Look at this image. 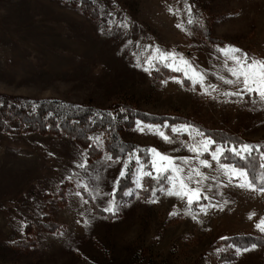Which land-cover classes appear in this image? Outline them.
<instances>
[{"label": "rangeland", "instance_id": "obj_1", "mask_svg": "<svg viewBox=\"0 0 264 264\" xmlns=\"http://www.w3.org/2000/svg\"><path fill=\"white\" fill-rule=\"evenodd\" d=\"M92 1L104 21L83 15L78 0H0V95L99 109L126 104L264 142V100L218 78L235 80L217 51L231 45L264 59V0ZM210 16L215 17L211 36L225 44L210 45L195 34L194 26ZM190 18L193 24L187 23ZM146 46L183 56L204 75V86L188 78L191 73L186 75L179 60L180 71L157 62L146 72L143 61L152 54ZM161 68L189 80L191 88L181 77L154 80L152 72ZM192 124H186L192 126L190 134L171 131L184 124L159 125L168 142L145 123L122 137L172 157L185 176L193 169L187 183L200 189V198L189 204L186 196L169 195L168 183L152 199L134 195L125 203L115 201L112 217L94 214L82 191L104 211L129 157L113 162L103 154L80 168L87 153L69 138L0 132V264H264V245L237 254V248L221 243L240 235L264 241L256 227L264 218V192L249 189L243 178H230L207 152L199 158L208 159L209 166L199 165L188 147L201 139ZM97 136L102 138L90 135ZM91 141L102 147L103 142ZM148 153L151 166L154 154ZM140 166L127 192L138 190ZM151 172L159 175L152 167ZM97 186L99 193L92 190ZM49 226L53 231L45 229ZM225 253L235 259L221 261Z\"/></svg>", "mask_w": 264, "mask_h": 264}, {"label": "trees", "instance_id": "obj_2", "mask_svg": "<svg viewBox=\"0 0 264 264\" xmlns=\"http://www.w3.org/2000/svg\"><path fill=\"white\" fill-rule=\"evenodd\" d=\"M80 12L93 21H104L100 15L97 5L92 0H78ZM73 3L76 0H72ZM215 17H206L202 24L194 26L195 34L207 41L210 45L217 43L225 44V41L211 36V23ZM221 41V42H220ZM181 77L178 73H173L165 68L152 72L154 80L162 78ZM185 88H191L189 80L182 78ZM111 114V115H109ZM153 125H174L192 124L188 119L177 115H158L139 111L133 107L115 103L106 108L99 109L91 105H74L57 99L29 100L22 97H11L0 95V132L4 134H37L41 136L66 137L80 148L86 151L87 161L99 159L103 154L111 156L110 161L117 162L120 159L129 157L125 170V175L120 177L116 183L114 199L118 203H125L138 195L142 199L148 200L157 197L168 187L166 174L159 175V179L143 177L142 189L135 190L131 195L127 191L133 188L134 169L137 162L132 155L139 158L145 171L151 172L150 156L148 148L133 142H126L122 135L130 133L137 122ZM207 137H211L215 144L233 145L249 144L253 146L252 156L249 161L241 160L230 151L224 153V159L220 163L233 164L237 167H246L249 178H254L256 190L264 187L259 177L264 176V171L259 167L260 153H263L264 142H253L242 139L240 136L231 135L221 130H208L192 124ZM100 133L102 136V147L97 148L91 141L90 135ZM155 189V192H153ZM163 189V191H161ZM82 196L89 202L92 212L96 215L112 217L115 214L106 213L100 210L92 201L89 195L82 191ZM60 203L63 197L59 195ZM49 226V232L53 231ZM221 243L234 248H249L253 243L256 246H263L264 241L259 236L240 235L223 240ZM221 261L232 262L235 257L229 253L219 256Z\"/></svg>", "mask_w": 264, "mask_h": 264}, {"label": "snow or ice", "instance_id": "obj_3", "mask_svg": "<svg viewBox=\"0 0 264 264\" xmlns=\"http://www.w3.org/2000/svg\"><path fill=\"white\" fill-rule=\"evenodd\" d=\"M185 9L188 11V13H191V7L185 4ZM171 11V9H169ZM188 24H193L194 21L190 18L187 22ZM123 27L127 28V23L123 24ZM177 27H181V25H177ZM149 49H151V55H148L144 61L143 64L145 65L144 70L147 72L150 70V68H154L156 66V63H162L166 67L171 68L173 70L180 71L182 69L176 67V61L179 60V63L183 65V70H185L186 75L188 72L191 73L190 76H188L189 79L192 80L193 83L200 84L201 87L204 86V80L205 77L202 73H199L192 64L185 60L183 56L179 55L175 51H164L161 50L158 47H152V46H146L145 51L147 52ZM217 51L225 57V68L230 73L232 77H235V80H226L224 77H218L219 79L224 80L225 83L233 84V83H239L242 85L243 89L247 92H254L256 95H258L262 100H264V59H256V58H250L246 53H242L240 49L235 48L231 45H226L223 48H217ZM138 59V57H137ZM227 61H231V64L229 65ZM137 67H141L140 63H137ZM234 95H239V92L236 93H230ZM111 115V114H109ZM138 124L141 122H137ZM149 129L155 127L157 130V134L161 136L162 139H164L166 142L169 141V137L162 131H160L159 125H148ZM143 130V129H141ZM192 126L191 125H180L179 128L172 127L171 131L173 133H191ZM196 134L201 137V139L198 142H195L192 145H189V151L197 153V159L199 162V165L203 167L209 166V160L208 159H200L199 153L200 152H207L210 154L211 158L213 160H216L219 164V167L221 170L224 171L226 175H229L231 177H240L246 180V186L249 189H255L256 184L254 183V178H249L248 175V169L246 167H237L233 164L228 163H220L222 159H224V153L227 151H230L233 155L238 157L241 160L249 161L252 152H253V146L249 144H240L237 148V146L233 145L231 147L227 146L226 144L217 145L215 147L214 151H211L209 146L215 144V141L211 137L205 136L203 133H201L199 130H196ZM89 139H94L97 141V144L102 143V138L97 137H90ZM149 152L153 153V159L151 163L152 169L155 171V173L159 175H163L165 173L170 172L171 174L166 176V179L170 185L168 188V194L169 195H176L180 197H187L188 203L192 204L193 200H198L200 198L199 188H190L188 186L187 181H193L192 172L193 169H188V175H184V169L178 165H175L173 163V158L161 154L156 149H148ZM260 163L259 167L262 171H264V153H260ZM106 159H112L111 156H108L106 154ZM137 163L139 164V158L137 157ZM184 163H188V160H185ZM87 164V158H83V163H80L77 165V167L84 168ZM121 176L125 175L124 171H121ZM159 175L152 176V172L150 171H144L143 165L140 166V171L138 174V178L135 182V187L137 189H142L143 184L140 182L143 177H152L153 179H159ZM196 176H202V173L196 169L195 170ZM67 179H71V177H67ZM259 179L264 182V176L259 177ZM195 183H199V181H194ZM241 187H244L245 184H241ZM84 190L87 191L88 187L87 185H84ZM95 192H101L99 187L92 189ZM163 191V189H161ZM259 191L264 192V187L259 188ZM153 192H155V189H153ZM77 195H80V193H76ZM127 195H131L132 193L129 191L126 193ZM207 198V197H205ZM104 211L111 212L115 214V212L118 210L115 199L110 198L107 200L106 207L103 209ZM87 223V221L85 222ZM256 227L261 231L264 232V218L260 219V222L256 225ZM251 248H255L256 244L250 245ZM248 248H237L236 252L239 254L241 251H247Z\"/></svg>", "mask_w": 264, "mask_h": 264}]
</instances>
